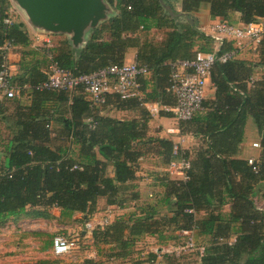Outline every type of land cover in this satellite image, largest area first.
Segmentation results:
<instances>
[{"label":"trees","instance_id":"obj_1","mask_svg":"<svg viewBox=\"0 0 264 264\" xmlns=\"http://www.w3.org/2000/svg\"><path fill=\"white\" fill-rule=\"evenodd\" d=\"M109 1L116 15L93 29L82 48L64 39L54 48L55 59L76 75L89 74L125 63L127 52L134 48L135 61L149 67L151 78L139 79L140 96L113 93L102 105H92L83 87L38 89L47 78L48 61H33L38 51H26L33 59H22L13 82L30 87L19 97L0 94V121L9 130L4 140L6 162L0 166V229L22 218L55 220L53 208L60 209L63 217L84 214L85 229L100 198L110 205L138 199L135 179L141 157L157 156L164 164L174 159L173 139L150 133L152 116L145 104L174 106L175 95L168 90L171 63L191 59L197 50L208 52L214 42L199 28L195 13L207 3L212 17L231 24L236 12L243 25L264 19V0H181L180 11L166 0ZM12 5V0H0V46L7 42L27 46L25 23L5 21ZM181 18L188 27L181 25ZM154 28L169 29L167 37L160 42L144 39L141 32ZM231 48V42L222 46ZM255 51L258 61L239 57L216 62L210 74L214 96L204 101L203 111L178 121L182 134L199 140L192 149H181L189 161L186 178L158 174L156 179L165 188L162 196L95 229L94 244L110 248L104 260L84 258L83 264L124 260L145 235H157L159 243L177 241V230H193L196 242L206 240L203 253L197 252L199 264H264V209L257 206L258 199H264V75L251 81L255 65H264V35ZM2 56L0 50V66ZM109 105L135 114L124 118L102 113ZM159 113L173 116L164 110ZM250 117L262 133L260 158L253 163L239 157ZM84 229L75 233L81 238L79 255L91 245ZM155 258L148 252L125 264H147ZM182 258L165 253L163 264H183Z\"/></svg>","mask_w":264,"mask_h":264},{"label":"built area","instance_id":"obj_2","mask_svg":"<svg viewBox=\"0 0 264 264\" xmlns=\"http://www.w3.org/2000/svg\"><path fill=\"white\" fill-rule=\"evenodd\" d=\"M17 9L13 3L9 10L10 17L5 20L6 22L11 23L15 20L14 15L17 13ZM212 30L214 46L211 51L197 50L193 58L180 59L171 63L168 90L175 95V105L159 107L158 104H155L150 109L152 113H159L160 110H164L171 112L177 121H181L189 120L196 113L203 111L212 67L216 62L226 63L239 58L245 50V41L247 40L251 41V46L256 49L264 35V22L259 20L238 25L220 21L213 25ZM49 35L37 33L35 36V48L41 50L48 61L45 69L47 78L37 86L38 89L73 91L78 87H83L88 100L92 105L98 106L106 101L108 94L118 93L123 98L141 95L139 79L150 75L148 66L130 61L123 64H112L93 73L76 75L61 66L55 59L53 50L55 44ZM225 42H231L233 48L222 50ZM14 46L11 42L0 46V50L3 52L0 66V94L8 98L19 97L23 90L30 87L29 85L22 87L13 82L11 51ZM254 146H260V144L254 143ZM181 149L179 143L174 144V159L171 165L174 169L185 171L189 167V161L184 157ZM249 161L253 163L254 159H249ZM122 209V204L108 206L100 219L87 220L84 230L93 233L96 228L109 225ZM178 232L179 243L173 249H167L166 253L177 256L193 250L203 253L205 247L197 244L193 230H178ZM80 240L78 234L58 233L54 235L52 240V254L57 257L70 255L79 249Z\"/></svg>","mask_w":264,"mask_h":264},{"label":"crops","instance_id":"obj_3","mask_svg":"<svg viewBox=\"0 0 264 264\" xmlns=\"http://www.w3.org/2000/svg\"><path fill=\"white\" fill-rule=\"evenodd\" d=\"M200 10H202L201 18L207 20L208 23L210 22V24L212 25L210 26L211 32L208 31L205 33L213 37V34H212L213 25L223 20L220 17H212L210 15L209 5L207 3L202 4ZM231 18L234 24L243 25V23H241L239 12L233 13ZM25 20L26 21H23V22L25 23L26 29L29 33V44L27 46L15 45L11 51L12 62L15 63V66L16 64H18V68H19V63L23 61L22 59L25 56H27L26 51L33 50V49L36 50L35 36L37 35V33L49 34L48 32L39 31L38 29L34 28L28 22L27 19ZM262 21L264 22V19H262ZM66 38L68 39L67 35H66ZM89 39H90V36L87 37V42ZM211 45L212 46L210 47L208 46V48L212 50L214 46L213 41L211 42ZM245 45H246L245 50L244 52H242V55H241L242 57L240 56V58L245 59V60H250V61H258L259 54L257 53V51H255V49L251 48V41H248V40L245 41ZM57 46L58 45L55 44L54 48L56 49ZM54 48L53 50H55ZM136 54H137L136 49L134 48L130 49L126 55V62L135 61ZM41 64L42 63L40 62V65ZM255 67H256V71L254 72V75L252 76L251 81L252 80L254 81L264 75V65L256 64ZM206 93H207L206 99L212 98L214 96L215 87L213 86L211 80L208 83ZM28 101L29 99H26V102ZM155 104L156 103L145 104L152 116V119L150 122V133L151 134L159 135L162 137L170 136L169 138L173 139L175 144L179 143L182 149H192L194 146L199 144V140L195 138L194 136L189 135V134L187 135L182 134V132L179 130V127H178V121L173 116L168 117V116H162L160 113H156V112L152 113L150 109L153 108ZM122 112L133 114V112H131L130 110L118 111L112 105H109L106 109L103 110L102 113L107 114V115H112V116H118V114ZM3 131L6 132L8 136L9 130L7 129V124L4 123V121H0V132L2 133V136H4ZM261 139H262V133L259 131L253 117H250L246 124L245 135H244L243 142L241 143L239 157L244 158V159L258 160L261 154V146H254V143L260 144ZM6 155H7L6 152H3V153L0 152V166H2L6 162ZM171 162L168 164H164L157 158V156L155 159H152L151 156H147L146 154L142 156L140 159V168L137 173V177L135 179V183L137 184V190L139 192V198L127 204H124L123 209L117 213V215L113 218V220L117 216L130 215V213L133 212L134 208L137 205L142 204L144 200H146V202H149V201L154 202L156 201L154 197L156 198V197L162 196V194L165 191V188L156 179L158 174L161 175V174L167 173L171 178L185 179L186 178L185 171H181L180 169L177 170V168L176 169L172 168ZM257 203H258L259 208L261 209L264 208V199L259 198ZM108 206H110V204L106 203V198H100L98 200L96 210L91 215H89V220L100 219L101 216L104 215L105 209ZM227 210H228L227 208H224V211H227ZM51 211L54 214V216H56L55 220L49 221L43 218H22L19 221L15 223L14 222L10 223L0 229V234H3L5 228L7 230L14 229V234L11 235V238L9 239L10 241L3 243V247H5L6 250H5V253H0V264H2L3 262L4 264H11L10 262L12 261H10V258L12 257H13L12 259L14 260V262L15 261L17 262L16 264H57L58 263L57 258L53 256L52 257L49 256L51 254L50 251H51L53 236L57 233H63L65 235H74L78 231L84 229L85 221H83L82 218L85 217V215L77 212V213H74L72 217H63L61 216L60 209L53 208ZM201 215H203V212L199 214V216ZM54 222H57L58 223L57 225L59 226L58 229L56 230H51L47 228L46 229L37 228V226L42 223H45V226L48 227V224L52 225V223ZM48 230H51V231L48 233ZM55 231L56 233H54ZM175 233L176 235H178L179 234L178 230ZM194 235L196 236L197 234L194 232ZM173 243L174 242H170V245H173ZM99 249L101 251H99L98 253L97 252L93 253L92 251L90 252L86 251L83 257H79V261H77V264H83L84 258H95L99 260H104L105 259L104 254L109 249L108 247L104 249L103 246L101 248L98 247V250ZM167 249L168 248L165 245V248L160 247L157 251H151L156 254V258L154 259V262L153 261L148 262L147 264H158V263L161 264V261L163 264V254H165ZM25 250L26 251L30 250L33 256L29 258H26L25 256H23L24 254H27V252H24ZM103 250H105V252ZM138 254H139L138 256L142 255L145 257L147 255V253L145 252H139ZM41 255H45L44 257H42L44 260H40V257H35V256H41ZM23 259L25 261H22ZM3 260H7V261H3Z\"/></svg>","mask_w":264,"mask_h":264},{"label":"water","instance_id":"obj_4","mask_svg":"<svg viewBox=\"0 0 264 264\" xmlns=\"http://www.w3.org/2000/svg\"><path fill=\"white\" fill-rule=\"evenodd\" d=\"M28 22L48 33H64L75 48L87 42V33L116 15L107 0H13Z\"/></svg>","mask_w":264,"mask_h":264},{"label":"rangeland","instance_id":"obj_5","mask_svg":"<svg viewBox=\"0 0 264 264\" xmlns=\"http://www.w3.org/2000/svg\"><path fill=\"white\" fill-rule=\"evenodd\" d=\"M107 1L110 3L109 0H107ZM12 2H13V0H12ZM167 2L171 3L176 10H178V11L182 10V1L181 0H166V3ZM112 7L115 10V7L113 5H112ZM201 12H202V10H199L198 12L195 13V15L198 18V26L201 29V31H203V32H208V31L211 32V27L210 26H212V25L210 24V22L208 23L207 20L201 18ZM14 19L17 20V21H26L25 19H27V16H26V13L24 12V10L18 8L17 9V13H15V15H14ZM180 21H181V25H183L184 27H188V22L184 18H181ZM90 30L93 31V29H90ZM168 31H169V29H167V28H162V29L154 28V29H151L148 32H141V33H142L144 39H150V40H153L155 42H160V41H162L163 39H165L167 37ZM212 33H213V31H212ZM49 34H50L49 37H51L53 43H55L56 45H59L60 43H62V41H64V39H66V34H64V33H53V34L49 33ZM91 34H92V32L90 33V35L88 33L86 35L91 36ZM36 51H38L39 54H37L36 58L33 61L41 60V61L47 62L46 55L41 50H37L36 49ZM27 59L31 60V59H33V56L32 55L31 56H27ZM27 59H26V61H27ZM11 62H12V58H11ZM11 69H12L14 75H16L19 72L18 64H16V66H15V63L12 62V68ZM147 78H151V76L148 75ZM137 112H139V111H137ZM134 114H135L134 112H133V114H131V113L128 114V113L122 112V113H119L118 116L119 117H124V118H129V117H132ZM7 138H9V137L7 136L6 132H4V136L0 137V152L1 153H3L5 151V149H4V145H5L4 140H6ZM151 198H153V197H151ZM157 198L158 197H156V198L154 197V199H156V201H157ZM156 201H154V202H150V201L146 202V200H144V202L142 204H139V205H144V204H147V203H152L153 204V203H156ZM257 206H258V203H257ZM262 209H264V208H262ZM164 211H166V210H164ZM57 224H58L57 222H54V223H52V225L48 224V227H47V226H45V223H42V224L38 225L37 228L38 229H46L47 228V229H51V230H56L59 227ZM51 230H48V233ZM54 233H56V231ZM13 234H14V229L7 230L6 228L4 229L3 234H0V237H1L0 238V251H1L0 253H5L6 248L3 247V243H6V242L10 241L9 239L11 238V235H13ZM89 237L90 238H88L89 239L88 242L91 245L88 248V251L89 252L92 251L93 253L94 252L98 253L100 251V249L98 250V247L94 244L92 233H89ZM156 238H157V235H154V236L145 235V236H143L140 239V241H142V242H139L137 245H135L136 250L133 252L132 256H130L128 258H124V260H118V262L115 261V263H112V264H125V263H129V262H134L135 259L140 257V256H138L139 252L148 253V252H151V251H157L160 247H164L165 248V245L167 246L168 249H173L179 243L178 240L177 241H171V242H174L173 245H170V242H168V243H159L158 238L157 239ZM204 243H206V240H204L202 238H198L197 239V244L198 245H204ZM29 244H31V243H29ZM158 246H160V247H158ZM103 247H104V249H106V247L110 248L109 245H103ZM29 251L25 250L24 252H27V254H24L23 256H25L26 258H29V257L33 256L31 251L30 252ZM103 251L105 252V250H103ZM197 252H199V251L198 250L186 251L184 254H182L183 258H182V260L180 259L181 262L183 264H199L198 263L199 256H198ZM84 253L79 255L78 250H77L76 252H74V253H72L70 255H66V256H63V257H57V259H58V263L57 264H74V263L77 264V261H79V257H83ZM44 256L45 255L35 256V257H40V260H44L42 258ZM49 256H51V257L53 256L54 257L53 254H51ZM12 258H10V261H12L10 263L11 264H16L17 262L16 261L14 262V260ZM26 258H24V259H26ZM24 259L22 261H25ZM3 261H7V260H3ZM2 264H4V262Z\"/></svg>","mask_w":264,"mask_h":264}]
</instances>
